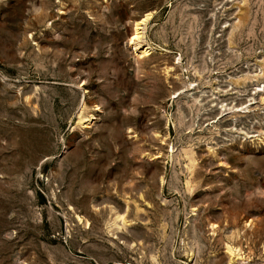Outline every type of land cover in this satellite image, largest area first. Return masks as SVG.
Instances as JSON below:
<instances>
[{
  "label": "rangeland",
  "instance_id": "rangeland-1",
  "mask_svg": "<svg viewBox=\"0 0 264 264\" xmlns=\"http://www.w3.org/2000/svg\"><path fill=\"white\" fill-rule=\"evenodd\" d=\"M0 264H264V0H0Z\"/></svg>",
  "mask_w": 264,
  "mask_h": 264
},
{
  "label": "bare ground",
  "instance_id": "bare-ground-1",
  "mask_svg": "<svg viewBox=\"0 0 264 264\" xmlns=\"http://www.w3.org/2000/svg\"><path fill=\"white\" fill-rule=\"evenodd\" d=\"M152 13H148L145 17H143L141 20L137 21L135 23L134 33L131 37V47L133 50L141 56H147L151 54L152 46H150L148 43H143L144 34H145V25L147 21L150 19ZM96 103V102H95ZM99 106L96 104V107L94 110H98ZM90 117L93 116V113H90ZM90 118H88L84 124L83 127H88L89 124H85L89 122Z\"/></svg>",
  "mask_w": 264,
  "mask_h": 264
}]
</instances>
